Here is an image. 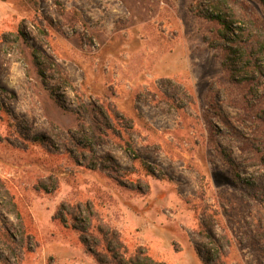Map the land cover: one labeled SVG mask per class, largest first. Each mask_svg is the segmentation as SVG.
Listing matches in <instances>:
<instances>
[{
    "label": "rangeland",
    "instance_id": "rangeland-1",
    "mask_svg": "<svg viewBox=\"0 0 264 264\" xmlns=\"http://www.w3.org/2000/svg\"><path fill=\"white\" fill-rule=\"evenodd\" d=\"M60 1L0 0V264H97L85 202L167 264H264V0Z\"/></svg>",
    "mask_w": 264,
    "mask_h": 264
},
{
    "label": "trees",
    "instance_id": "trees-1",
    "mask_svg": "<svg viewBox=\"0 0 264 264\" xmlns=\"http://www.w3.org/2000/svg\"><path fill=\"white\" fill-rule=\"evenodd\" d=\"M27 1L34 6L37 5V0ZM55 2L59 7L62 6L60 0H55ZM210 16L218 19L226 30H232V34L238 37L239 40L235 45V49L234 47L233 49L230 47L229 54L233 53L236 56L239 53L240 48L247 49L250 45H252V41L250 44L249 38L244 39L238 35L235 29H230L232 23L226 16H222L220 13H212ZM244 31L245 30L242 29L241 32L244 33ZM242 41H246L247 44L241 45ZM238 44L240 46L239 48H237ZM33 51L35 65L42 75L45 70L44 65L40 61L41 57H36L37 51L35 49ZM226 66L229 67L230 71H236L235 65L227 64ZM58 70L61 74H63L60 69ZM65 78L70 81L67 75H65ZM221 152L223 158L231 166L234 175L238 177L237 164L235 161L228 153H225L222 150ZM143 163L147 168H149L145 161H143ZM62 208H64L63 204L59 206L57 213L58 218H60L64 224H70V226L79 233V240L84 246L86 253L90 255L97 264H167L164 260L153 257L149 253L148 249L143 245H137L134 249H131L122 238L120 231L113 227L110 223L103 220L97 211H94L91 204L85 202L83 206L75 205L71 209H68L65 213H60ZM83 214L87 216V221L82 219ZM207 237H209L210 242H213V239L211 238L212 236L207 235Z\"/></svg>",
    "mask_w": 264,
    "mask_h": 264
}]
</instances>
